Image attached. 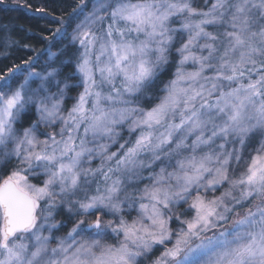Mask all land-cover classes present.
I'll list each match as a JSON object with an SVG mask.
<instances>
[{"label":"snow or ice","instance_id":"1","mask_svg":"<svg viewBox=\"0 0 264 264\" xmlns=\"http://www.w3.org/2000/svg\"><path fill=\"white\" fill-rule=\"evenodd\" d=\"M54 19L0 25V264H264V0Z\"/></svg>","mask_w":264,"mask_h":264},{"label":"trees","instance_id":"2","mask_svg":"<svg viewBox=\"0 0 264 264\" xmlns=\"http://www.w3.org/2000/svg\"><path fill=\"white\" fill-rule=\"evenodd\" d=\"M73 0H0V25H6L14 28L15 38L20 39L23 43H30L36 48H42L43 44L39 42L41 35H47L49 29L57 27L54 16L61 13L66 14L71 10ZM45 8L46 12H38L36 9ZM14 57L30 56L33 53L30 50L23 52L13 50ZM11 63V59L0 57V67ZM72 69H66L71 73ZM170 73L166 74L164 79H169ZM75 94L79 89H74ZM35 117L33 116L32 119ZM62 219L63 217L58 216ZM72 225L69 226V228ZM173 226H176L175 224ZM68 228V229H69Z\"/></svg>","mask_w":264,"mask_h":264},{"label":"rangeland","instance_id":"3","mask_svg":"<svg viewBox=\"0 0 264 264\" xmlns=\"http://www.w3.org/2000/svg\"><path fill=\"white\" fill-rule=\"evenodd\" d=\"M203 4V0H199V5H202ZM71 95H76L75 93H74V91L73 92H71ZM116 149L115 148H113L112 149V151H115ZM96 163H99V161H97ZM95 166V165H94ZM36 181H33V183H35ZM61 217V216H60ZM57 220H60V218H58L57 217ZM71 224H69L66 228H62V229H60V231L59 232H57L56 233V235H58V236H63V235H66L67 234V231L71 228H69V226H70ZM173 227H176V226H173ZM69 228V229H68ZM55 245V242H53V246ZM159 251V250H158ZM157 254H158V252H157Z\"/></svg>","mask_w":264,"mask_h":264}]
</instances>
